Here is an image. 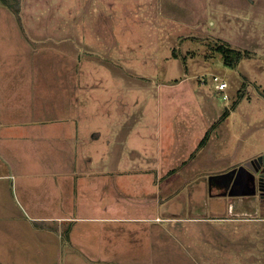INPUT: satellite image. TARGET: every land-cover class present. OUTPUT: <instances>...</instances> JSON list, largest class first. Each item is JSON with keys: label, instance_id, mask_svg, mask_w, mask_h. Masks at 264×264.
<instances>
[{"label": "rangeland", "instance_id": "rangeland-1", "mask_svg": "<svg viewBox=\"0 0 264 264\" xmlns=\"http://www.w3.org/2000/svg\"><path fill=\"white\" fill-rule=\"evenodd\" d=\"M12 1L20 16L0 0L1 9L30 44L8 63L23 68L25 105L65 127L67 148L87 140L88 163L120 170L98 179L111 183L104 200H119V215L131 218L113 225L131 250H111L104 237L102 257L264 264V207L254 186L241 200L207 186L264 152V0ZM219 44L240 49V61L225 63ZM132 166L148 170L126 172ZM94 190L84 179L78 191L52 189L69 196V210L99 198Z\"/></svg>", "mask_w": 264, "mask_h": 264}, {"label": "crops", "instance_id": "crops-1", "mask_svg": "<svg viewBox=\"0 0 264 264\" xmlns=\"http://www.w3.org/2000/svg\"><path fill=\"white\" fill-rule=\"evenodd\" d=\"M1 4L0 264H120L121 257L118 260L102 257H105L104 237L111 240V250L130 251V246L126 245L130 240L127 238L126 243L121 242V231L113 225L131 218L119 215V200L114 202L112 197L104 200L102 194L107 192L104 189L111 183L103 177L98 179L103 171L111 173L108 176L112 177L120 170H104L92 161L88 163L92 156L86 147L87 140L83 142L81 138H75L76 147L69 149L63 132L65 127L60 124L52 126L53 119H40L31 114L32 109L25 105L30 102L29 96L23 84L18 83L24 81L23 68L8 66L9 60L17 57L23 49L30 48V44L24 41L18 19H8ZM238 17L248 19L245 15ZM56 127H60L59 132ZM97 136L99 132L96 131L93 138ZM147 170L143 166H132L126 172L141 174ZM82 179L86 186L99 188L94 192L101 195L91 203L85 202L69 210L71 207L66 205L69 196H59L52 189L64 184L68 189L74 187L78 191ZM66 228L69 229L68 238L64 236ZM99 232L103 234L100 238L102 244L97 247ZM223 246L226 248L228 244L225 242ZM239 250L240 258H245L244 251ZM130 263L136 264L134 261Z\"/></svg>", "mask_w": 264, "mask_h": 264}, {"label": "flooded vegetation", "instance_id": "flooded-vegetation-1", "mask_svg": "<svg viewBox=\"0 0 264 264\" xmlns=\"http://www.w3.org/2000/svg\"><path fill=\"white\" fill-rule=\"evenodd\" d=\"M262 154H264V152L257 154L254 157L246 160V161H250V164L247 165L246 168H244L242 170V180H241V178H239L235 182V177L237 175V171L234 174L232 173L230 176H228V175H222L220 177H218V176H219V174H223L227 171L232 170L235 167L240 166L241 164L245 163L246 161L234 164L230 168H228L222 172H219L218 174H216L215 177H212L210 179V181L208 180L207 186H209V185L210 186L211 185L217 186L218 189L220 190V193L231 192V193L241 195L243 193H239L237 191L238 188L242 189V192L248 194L249 193L248 190L250 189V185H252V186H254V191H255V193L252 194V197L255 198V200L258 202V204H260L261 206L264 207V157H262L261 159H256L258 156H260ZM240 197L243 198L244 194L242 196H238L236 199H238ZM233 209H234V204L231 200V201H229V211L232 212ZM234 212L235 211H233L232 213H234Z\"/></svg>", "mask_w": 264, "mask_h": 264}, {"label": "trees", "instance_id": "trees-1", "mask_svg": "<svg viewBox=\"0 0 264 264\" xmlns=\"http://www.w3.org/2000/svg\"><path fill=\"white\" fill-rule=\"evenodd\" d=\"M1 2L3 4H5L6 6H8L9 9H11L14 13L16 12L15 14H17L18 16H20L19 13H18L19 12V9L16 8V5L13 3L12 0H1ZM217 49L220 50L223 53V55L225 57V63H227V64H232V65L233 64H236L237 62L240 61V59L243 56V52L240 49H237V48L233 47L230 44H219ZM246 55H247V53H246ZM225 114H227V113L225 112ZM213 126H215V125H213ZM207 135L208 134H206L199 141L197 147H200L203 144V142L207 139ZM68 231H69V229H66V231L64 233V235L67 238H68V235H67Z\"/></svg>", "mask_w": 264, "mask_h": 264}, {"label": "water", "instance_id": "water-1", "mask_svg": "<svg viewBox=\"0 0 264 264\" xmlns=\"http://www.w3.org/2000/svg\"><path fill=\"white\" fill-rule=\"evenodd\" d=\"M262 157H264V154L258 156L256 159H261ZM254 160H255V159H254ZM249 164H250V161H246L245 163L241 164L240 166L235 167V168H233L232 170L227 171V172H225V173H223V174H219V176H218V175H217V176H218V177H220V176H222V175H228V176H230L232 173L234 174V173L237 171V175H236V177H235V182H236L239 178H241V180H242V170H243L244 168H246V166L249 165ZM215 176H216V175L211 176L210 179H211L212 177H215ZM237 191H238L239 193H243V192H242V189H240V188H238Z\"/></svg>", "mask_w": 264, "mask_h": 264}, {"label": "built area", "instance_id": "built-area-1", "mask_svg": "<svg viewBox=\"0 0 264 264\" xmlns=\"http://www.w3.org/2000/svg\"><path fill=\"white\" fill-rule=\"evenodd\" d=\"M227 82L226 81H220L219 83L216 84V87L218 89H225L227 87Z\"/></svg>", "mask_w": 264, "mask_h": 264}]
</instances>
